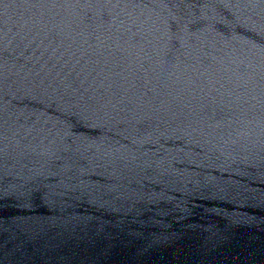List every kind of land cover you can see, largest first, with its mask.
I'll list each match as a JSON object with an SVG mask.
<instances>
[{
    "label": "water",
    "instance_id": "water-1",
    "mask_svg": "<svg viewBox=\"0 0 264 264\" xmlns=\"http://www.w3.org/2000/svg\"><path fill=\"white\" fill-rule=\"evenodd\" d=\"M0 264H264V0H0Z\"/></svg>",
    "mask_w": 264,
    "mask_h": 264
}]
</instances>
